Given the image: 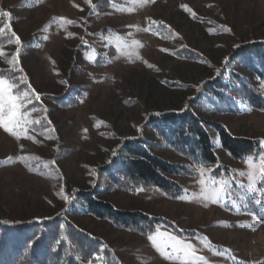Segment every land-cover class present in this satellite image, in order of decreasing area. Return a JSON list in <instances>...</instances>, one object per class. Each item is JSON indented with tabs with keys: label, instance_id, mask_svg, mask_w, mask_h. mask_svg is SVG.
Segmentation results:
<instances>
[{
	"label": "rangeland",
	"instance_id": "obj_1",
	"mask_svg": "<svg viewBox=\"0 0 264 264\" xmlns=\"http://www.w3.org/2000/svg\"><path fill=\"white\" fill-rule=\"evenodd\" d=\"M97 1L0 0V22L13 34L12 40L0 44V67L22 69L16 84L27 81L30 89L14 94H33L21 113L39 121L13 128L16 135L0 125V219L50 217L64 210L70 199L80 202L76 190L95 185L105 191L98 197L116 209L162 215L179 230L199 233L181 236L161 226L152 234L154 245L149 236L67 212L76 224L115 247L123 264L264 261V224L258 225L242 207L251 195L249 166L228 157L217 133L212 138L218 163L203 168V177L198 169L197 177L176 178L184 190L178 199L158 189L126 193L96 173L122 138L141 133L159 142L145 125L151 113L182 109L197 87L225 65L237 44L264 40V0H114L105 13L97 10ZM159 21L171 25L168 36L157 33ZM186 46L201 51L204 59L179 58L175 52ZM104 61V66L98 65ZM70 92L80 99L79 106L60 107L49 97ZM35 94L40 95L37 105ZM214 120L236 136L264 140V111L247 109L239 115H215ZM161 152L179 158L170 150ZM253 163L258 169L259 160ZM220 170H228V175L220 176ZM201 178L209 188L220 187L210 178L223 181L222 198L201 195ZM261 183L259 189H264V181H257ZM160 233L175 235L192 247H185L186 256L171 258L164 244L172 241Z\"/></svg>",
	"mask_w": 264,
	"mask_h": 264
},
{
	"label": "trees",
	"instance_id": "obj_2",
	"mask_svg": "<svg viewBox=\"0 0 264 264\" xmlns=\"http://www.w3.org/2000/svg\"><path fill=\"white\" fill-rule=\"evenodd\" d=\"M113 5L114 0H98L96 8L105 13ZM171 30V25L159 21L157 33L166 37ZM0 31L4 33L0 36V44L13 39L4 22H0ZM175 53L190 61L204 59L201 51L190 46ZM98 65L104 66L105 61ZM218 70V74L216 71L197 87L182 109L151 113L147 117L145 125L159 142L141 133L122 138L115 149L116 155L111 154L96 173L103 174L112 188L126 193L133 194L142 188L158 189L166 197L178 199L184 190L176 178L197 177L198 169L218 163L213 132L218 134L220 146L230 159L244 162L248 156H258L260 138L236 136L224 123L214 120V116L239 115L247 109L264 111V40L252 39L237 44ZM22 74L20 70L0 67V75L10 82L16 83ZM25 89H30L27 81L14 91ZM72 94L49 97L60 107L79 106L80 99ZM37 103L34 100L33 105ZM163 149L179 158H168L161 152ZM221 175H228V170L225 173L220 170ZM257 187H262V183ZM104 192L95 185L91 189L76 190L74 194L80 202L70 199L64 210L50 217L0 219V264H123L115 247L68 217L67 212L72 211L108 223L112 229L142 237L152 235L161 226L173 228L181 236L199 235L196 230H179L162 215L140 209H116L111 202L98 197ZM246 203L243 209L256 217L258 225L264 224V195L257 191ZM256 264H264V261Z\"/></svg>",
	"mask_w": 264,
	"mask_h": 264
},
{
	"label": "snow or ice",
	"instance_id": "obj_3",
	"mask_svg": "<svg viewBox=\"0 0 264 264\" xmlns=\"http://www.w3.org/2000/svg\"><path fill=\"white\" fill-rule=\"evenodd\" d=\"M7 15V13H5ZM17 41H19V37L16 38ZM226 62V61H225ZM11 63V62H10ZM22 71V69L20 70ZM219 73V70H217V74ZM18 84L14 82H10L8 79H6L4 76L0 75V125H3L4 128L12 132L13 135H16V132H13V128H23L24 125H30L32 123H39V121H31L26 119L27 112L21 113V109L28 103L32 102L33 94L25 91L21 92L18 95L14 94V90L18 89ZM35 100H40V95L35 94L34 95ZM11 125L12 127H9ZM140 131V129H137ZM261 152L258 156H248L246 157V163L249 166V171L247 172V190L250 194L256 193L257 191H260L262 195H264V190L258 189L257 187V181L261 180L264 181V140L259 141ZM113 156L116 155V151L113 150ZM259 160V168L257 169L256 165L253 163L254 160ZM200 174L203 177V171L204 169L201 168ZM209 172L212 170L209 169ZM240 175H245L244 172H240ZM209 182L212 185H216L217 183L220 184V187H213L209 188L206 187V181L204 178H201L199 180V183L202 187L201 195H204L206 199H217L222 198V193L226 191V186L223 181H215L210 178ZM243 186V185H242ZM143 190V189H140ZM183 198V197H181ZM67 199V197H65ZM256 203H261L260 200H256ZM159 231V230H157ZM161 236H167L169 241H172V243H165L164 247L165 249H171V258L179 259L182 255L186 256L187 253L185 251V247H192L191 244L184 245L182 241H180L175 235H170L167 233H160ZM149 240L152 241V243L156 244V238L153 235H149Z\"/></svg>",
	"mask_w": 264,
	"mask_h": 264
}]
</instances>
